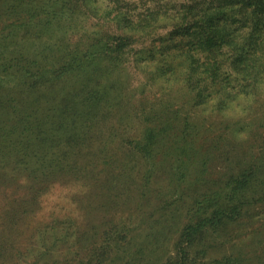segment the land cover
Masks as SVG:
<instances>
[{
  "label": "trees",
  "instance_id": "obj_1",
  "mask_svg": "<svg viewBox=\"0 0 264 264\" xmlns=\"http://www.w3.org/2000/svg\"><path fill=\"white\" fill-rule=\"evenodd\" d=\"M94 4L0 0V136L15 135L6 147L30 168H60L134 213L88 231L73 219L33 230L13 264H251L258 256L235 241L243 218H260L248 213L264 204V154L209 170L232 125L238 152L244 124L231 120L264 94V0ZM87 13L116 31L89 30ZM130 59L143 77L132 92Z\"/></svg>",
  "mask_w": 264,
  "mask_h": 264
},
{
  "label": "rangeland",
  "instance_id": "obj_2",
  "mask_svg": "<svg viewBox=\"0 0 264 264\" xmlns=\"http://www.w3.org/2000/svg\"><path fill=\"white\" fill-rule=\"evenodd\" d=\"M89 1L91 3L93 1L96 2L97 5L95 6L94 4L92 7H98L99 10L105 6H120L123 10L132 9L133 3L136 2L139 5L138 11H140L145 2L151 3V0ZM167 1L172 4L180 3L183 0ZM83 5L89 8L86 3H83ZM86 7H84L85 11L87 10ZM100 16L99 14L87 13L82 15V22L89 30L116 31V26L113 22L101 19ZM129 73L132 81V92L133 89L138 88L143 83V77L134 69L131 59ZM249 104V108H246L241 114V119L231 120L232 123L237 125H235V128L244 124V132L240 134L244 140L241 139L242 142L238 143V152L230 148L235 140L233 138L234 125H232L230 132L224 134L225 139L220 142L219 147L212 149V158L214 156L216 159L213 160L214 162L211 161L212 166L209 171L214 174L211 177L216 178L218 170L226 168L227 164L223 161L226 155L231 157L237 153L235 154L237 156L241 152L251 155L255 154L256 156L264 154V94L257 96L255 101ZM123 109L121 105L122 112L124 111ZM6 121L9 124L11 117H7ZM209 121L216 124L213 127L216 130V134L224 133V126H222V131V128L218 125L222 119L215 118L214 120L213 117ZM3 125H6V123ZM123 127L125 126L123 125ZM123 129L121 128L119 132L122 133ZM248 131L251 132L250 137ZM95 133L96 135L99 134L98 131ZM100 135L106 137L105 130ZM14 136L9 131L5 135L0 136V264H13L15 258H11L10 255H14L18 249L27 246L30 233L33 230L49 231L53 222L73 219L79 224L81 230L88 231L86 227L92 226V224L96 226L103 225L106 220L120 223L129 219L130 215L134 213L131 209L133 208L132 204L123 202L117 204V202L108 200L102 197L103 195H101L100 190L97 191L96 186L74 180V177L62 172L60 168L55 171L59 174H49L40 169L30 168L29 163H27L29 162L28 158L25 161H21L16 155L17 151L15 149L6 147V145L15 141ZM209 137L214 138L215 135L211 134ZM18 139L17 136L16 140L18 141ZM23 139L19 143L17 142L18 146L23 149L28 147L29 151V143L25 138ZM212 163L216 165L213 166ZM164 179L158 182L164 184ZM97 194L101 196H97ZM248 214H257L256 216L259 215L260 218L256 220L254 218L249 219V217L242 219L244 225L241 224L239 227L244 231V235L240 240L235 241V244H238L236 248L249 254H254L255 252V255L260 256L259 258L251 259V264H259L260 261L261 264H264V204L253 206ZM256 216L255 218H257ZM155 232V230L150 228L147 230L144 225L138 233L152 236V233ZM55 233L60 237L61 232ZM230 248L227 246V253L232 250ZM6 249L11 251L9 256L5 253ZM22 264L29 263L25 261Z\"/></svg>",
  "mask_w": 264,
  "mask_h": 264
}]
</instances>
